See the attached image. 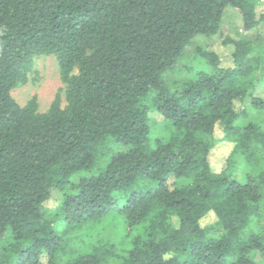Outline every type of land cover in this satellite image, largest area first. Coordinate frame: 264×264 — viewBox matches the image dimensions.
I'll return each instance as SVG.
<instances>
[{"label": "trees", "instance_id": "16d2710c", "mask_svg": "<svg viewBox=\"0 0 264 264\" xmlns=\"http://www.w3.org/2000/svg\"><path fill=\"white\" fill-rule=\"evenodd\" d=\"M262 1L0 0V241L10 239L0 264L264 260V128L237 124L248 111L236 107L250 99L263 108L254 92L264 78V37L226 38L233 68L199 49L207 71L162 78L194 38L219 34L227 7L244 31L257 30ZM36 55L56 56L65 108L54 103L38 115L34 99L21 108L10 96ZM151 112L165 123L157 137ZM216 129L233 144L219 173L209 161ZM106 143L124 150L97 166ZM234 157L251 172L238 178ZM53 190L61 204L47 217ZM108 219L124 227L123 255L109 241L72 247Z\"/></svg>", "mask_w": 264, "mask_h": 264}, {"label": "rangeland", "instance_id": "374dc122", "mask_svg": "<svg viewBox=\"0 0 264 264\" xmlns=\"http://www.w3.org/2000/svg\"><path fill=\"white\" fill-rule=\"evenodd\" d=\"M257 19L264 17V1L260 2L255 9ZM256 35L264 37V22H261L257 30L244 31L242 19L237 10L227 7L224 11L222 18L220 32L213 37L194 38L189 46L185 48L182 55L179 57L176 65L169 71L163 74L162 78L166 83L173 81H190L195 79L196 75L200 72L207 71L208 67L205 60H203L197 53L199 49L214 52L220 61V66L225 69H230L234 63L231 60V47L224 45L226 38L239 39L240 37L252 38ZM233 68V67H232ZM78 74L77 69L71 73L72 76ZM67 84L62 80L59 70V64L56 56L54 55H36L32 58L29 68L24 71L23 78L16 86L10 91V96L21 108L25 107L31 100H35L36 113H46L54 103H57L59 108L63 109L67 106ZM254 97L262 100L264 104V78L259 83ZM238 111L247 110L248 116L240 118L237 121L239 125H246L250 122L258 123L264 128V105L260 110L251 108L250 99L244 103L236 105ZM165 123L161 116L155 112L150 113V129L152 137L160 136L164 133ZM223 134L220 129L215 131V146L209 155V161L212 170L215 173L221 172L227 166V160L233 150V144L224 142L222 140ZM124 150L122 146H116L113 143H106L100 150L99 164L105 163L111 153L121 152ZM232 160L235 162L234 170L236 171V160L239 162L237 165V175L241 178L243 174L250 173V166L246 165L241 158L234 157ZM95 168L90 173H95ZM61 204V194L56 190L51 192L49 200L44 204V213L47 217L51 216L54 210ZM211 219L202 222V224L210 223ZM261 224L264 225V213L261 216ZM116 220H105L98 225L91 226L90 230L80 232L79 239L75 241L76 246H72L77 250H88L90 245L96 241H109L115 244L118 248V254L123 255L125 246L128 242V237L125 236L122 224H115ZM93 227V228H92ZM59 230L62 229L59 227ZM76 234V233H74ZM10 244L9 236L6 235L0 241V261L4 258L3 249ZM69 251V249H67ZM65 254H59V259H65ZM258 264H264L263 258L256 254L254 256ZM3 264H13V262H3ZM111 264H118V261L113 260Z\"/></svg>", "mask_w": 264, "mask_h": 264}]
</instances>
